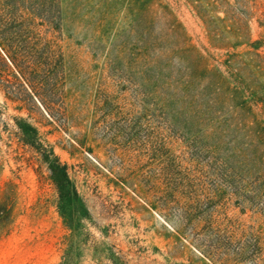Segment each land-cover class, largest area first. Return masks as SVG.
<instances>
[{
	"label": "rangeland",
	"instance_id": "1",
	"mask_svg": "<svg viewBox=\"0 0 264 264\" xmlns=\"http://www.w3.org/2000/svg\"><path fill=\"white\" fill-rule=\"evenodd\" d=\"M0 264H264V0H0Z\"/></svg>",
	"mask_w": 264,
	"mask_h": 264
},
{
	"label": "trees",
	"instance_id": "2",
	"mask_svg": "<svg viewBox=\"0 0 264 264\" xmlns=\"http://www.w3.org/2000/svg\"><path fill=\"white\" fill-rule=\"evenodd\" d=\"M51 171L52 173L50 178L55 184L56 188L60 190L65 185L66 174L64 171V166L60 165V163L54 159L51 164Z\"/></svg>",
	"mask_w": 264,
	"mask_h": 264
}]
</instances>
